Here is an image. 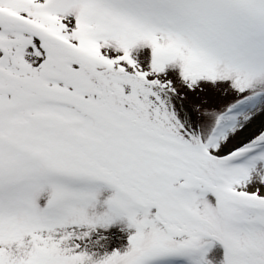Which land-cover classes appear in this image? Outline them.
<instances>
[{
    "label": "snow or ice",
    "instance_id": "6c2138e0",
    "mask_svg": "<svg viewBox=\"0 0 264 264\" xmlns=\"http://www.w3.org/2000/svg\"><path fill=\"white\" fill-rule=\"evenodd\" d=\"M0 264H264V0H0Z\"/></svg>",
    "mask_w": 264,
    "mask_h": 264
},
{
    "label": "rangeland",
    "instance_id": "374dc122",
    "mask_svg": "<svg viewBox=\"0 0 264 264\" xmlns=\"http://www.w3.org/2000/svg\"><path fill=\"white\" fill-rule=\"evenodd\" d=\"M217 247H219V246H217ZM220 251L222 252V249H220Z\"/></svg>",
    "mask_w": 264,
    "mask_h": 264
}]
</instances>
